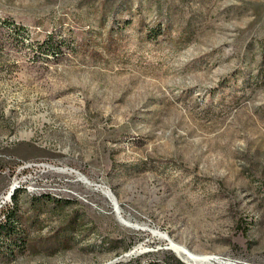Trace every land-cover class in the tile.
<instances>
[{
    "label": "rangeland",
    "instance_id": "374dc122",
    "mask_svg": "<svg viewBox=\"0 0 264 264\" xmlns=\"http://www.w3.org/2000/svg\"><path fill=\"white\" fill-rule=\"evenodd\" d=\"M13 196L0 264H264V0H0Z\"/></svg>",
    "mask_w": 264,
    "mask_h": 264
},
{
    "label": "trees",
    "instance_id": "16d2710c",
    "mask_svg": "<svg viewBox=\"0 0 264 264\" xmlns=\"http://www.w3.org/2000/svg\"><path fill=\"white\" fill-rule=\"evenodd\" d=\"M14 195V194H13ZM14 202L5 212V221L0 225V233L3 231L7 238L15 236V243L21 249L25 247L26 239L24 237V230L21 227L19 220L16 216L17 213V202L16 197L13 196ZM13 240V239H12ZM11 240V241H12Z\"/></svg>",
    "mask_w": 264,
    "mask_h": 264
},
{
    "label": "bare ground",
    "instance_id": "6f19581e",
    "mask_svg": "<svg viewBox=\"0 0 264 264\" xmlns=\"http://www.w3.org/2000/svg\"><path fill=\"white\" fill-rule=\"evenodd\" d=\"M13 186H15V185H13ZM108 195L114 200V202H113L114 207L116 208V211L119 213L118 204H117L116 200L114 199V196L111 195V192H108ZM6 198H10L9 194H8V197H6ZM119 215H121V214L119 213ZM121 222H123V221L121 220ZM168 242H169V245L168 246L170 248H172L173 251L177 255H179L183 260H185L188 263H191V264H201V262H203V261L205 262V261H211V260H216V261L218 260L217 257H215V256L196 254V253H193L192 251H190L188 248H186L183 245L177 244V243L172 242V241H171L172 243H170V240ZM222 263L223 264H228V263H225V262H222Z\"/></svg>",
    "mask_w": 264,
    "mask_h": 264
},
{
    "label": "water",
    "instance_id": "95a60500",
    "mask_svg": "<svg viewBox=\"0 0 264 264\" xmlns=\"http://www.w3.org/2000/svg\"><path fill=\"white\" fill-rule=\"evenodd\" d=\"M14 187H15V186L12 187V190L14 189ZM11 194H12V191H11V193H9V196H10ZM113 196H114V195H113ZM114 199L116 200L115 196H114ZM116 202H117V201H116ZM114 208H115V207H114ZM115 211H116V208H115ZM116 213H117V215H118V212H117V211H116ZM119 220H120V219H119ZM120 221H121V220H120ZM167 241H169V240L167 239ZM168 247H169V246H168ZM169 248H170V247H169Z\"/></svg>",
    "mask_w": 264,
    "mask_h": 264
}]
</instances>
